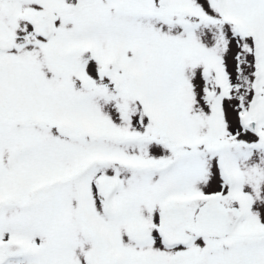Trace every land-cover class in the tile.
<instances>
[{
	"label": "snow or ice",
	"instance_id": "1",
	"mask_svg": "<svg viewBox=\"0 0 264 264\" xmlns=\"http://www.w3.org/2000/svg\"><path fill=\"white\" fill-rule=\"evenodd\" d=\"M0 264H264V0H0Z\"/></svg>",
	"mask_w": 264,
	"mask_h": 264
}]
</instances>
